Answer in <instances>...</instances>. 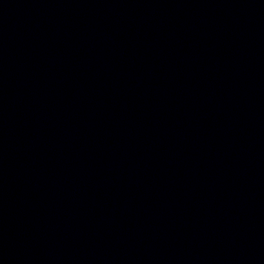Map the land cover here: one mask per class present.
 Returning <instances> with one entry per match:
<instances>
[{"label": "water", "instance_id": "95a60500", "mask_svg": "<svg viewBox=\"0 0 264 264\" xmlns=\"http://www.w3.org/2000/svg\"><path fill=\"white\" fill-rule=\"evenodd\" d=\"M0 264H264V0H0Z\"/></svg>", "mask_w": 264, "mask_h": 264}]
</instances>
